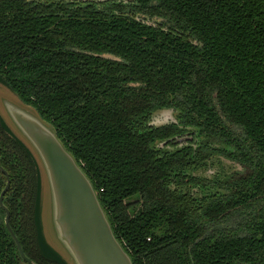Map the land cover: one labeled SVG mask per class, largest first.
I'll list each match as a JSON object with an SVG mask.
<instances>
[{
	"label": "trees",
	"instance_id": "obj_1",
	"mask_svg": "<svg viewBox=\"0 0 264 264\" xmlns=\"http://www.w3.org/2000/svg\"><path fill=\"white\" fill-rule=\"evenodd\" d=\"M0 80L52 125L132 264H264V0H0ZM163 106L177 122L148 125ZM215 155L243 170L191 174ZM0 166L24 254L67 264L39 228L36 161L1 117ZM3 216L0 264H29Z\"/></svg>",
	"mask_w": 264,
	"mask_h": 264
},
{
	"label": "water",
	"instance_id": "obj_2",
	"mask_svg": "<svg viewBox=\"0 0 264 264\" xmlns=\"http://www.w3.org/2000/svg\"><path fill=\"white\" fill-rule=\"evenodd\" d=\"M0 82L3 83L1 80ZM15 98L0 96L6 119L1 113L0 117L10 131L9 125L16 128L11 132L27 146L36 161L39 172L38 220L45 243L67 264H132L111 229L91 181L74 156L64 147L49 122L43 120L31 105L24 103L16 95ZM176 112L171 106L156 108L150 111L147 124L159 126L177 122ZM162 114L164 119L155 121V117ZM164 142L165 139L158 140L155 144L161 145ZM0 171L5 179L0 189V208L4 211V225L19 255L29 264H35L24 254L9 226L8 208L1 200L9 185V177L1 166ZM191 174L196 175L193 171ZM42 187L47 189V222L52 240L44 233L42 226Z\"/></svg>",
	"mask_w": 264,
	"mask_h": 264
},
{
	"label": "rangeland",
	"instance_id": "obj_3",
	"mask_svg": "<svg viewBox=\"0 0 264 264\" xmlns=\"http://www.w3.org/2000/svg\"><path fill=\"white\" fill-rule=\"evenodd\" d=\"M98 1V0H96ZM159 20V18H156ZM0 96L8 97V98H15V95L3 84L0 82ZM16 99V98H15ZM0 113L4 116V112L2 111L1 103H0ZM164 114L158 115L155 117V121H161L164 118ZM6 119V118H5ZM8 123V122H7ZM9 125V124H8ZM11 131L15 130L13 125H9ZM191 137V134H184L178 139L177 144H184L186 140H190L189 138ZM206 165L202 169H197L193 171L196 175H203L206 178H213L216 176H222V174L226 175L229 174L233 171H242L243 168L242 166L232 160H229L227 158H224L223 156L216 155L212 157L209 160H207ZM40 200H41V205H42V226H43V231L46 233L47 237L52 240L50 231H49V224L47 222V206H48V195H47V189L42 187L40 191ZM240 220V216H233L230 217L229 219H226L225 221H221L223 224H228V225H234L237 221Z\"/></svg>",
	"mask_w": 264,
	"mask_h": 264
},
{
	"label": "flooded vegetation",
	"instance_id": "obj_4",
	"mask_svg": "<svg viewBox=\"0 0 264 264\" xmlns=\"http://www.w3.org/2000/svg\"><path fill=\"white\" fill-rule=\"evenodd\" d=\"M176 142H178V141H176ZM176 142H175L174 144H176ZM215 156H216V155H215ZM212 157H213V156H211V157H210V158H211V160H212ZM210 158H209V159H210ZM209 159H208V160H209ZM207 165H208V164H207Z\"/></svg>",
	"mask_w": 264,
	"mask_h": 264
}]
</instances>
